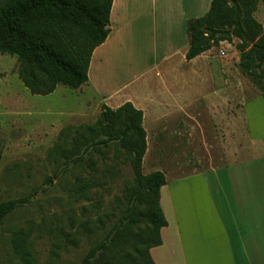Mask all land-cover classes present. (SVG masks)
<instances>
[{"label": "rangeland", "instance_id": "1", "mask_svg": "<svg viewBox=\"0 0 264 264\" xmlns=\"http://www.w3.org/2000/svg\"><path fill=\"white\" fill-rule=\"evenodd\" d=\"M153 10L149 4L146 16L127 30L131 41L127 40L121 53L116 52V63L121 64L124 79L139 77L150 68V61L163 53L162 33L160 28L156 30L160 19L154 17ZM255 17L264 27V3ZM238 43L240 40L234 39L218 50L232 78L234 105L239 95L242 100L259 96L255 103H264L262 90L239 66ZM18 65L16 56L0 53V201L20 198L31 201L5 220L1 232L2 264H21L11 248V237L18 231L30 232V249L36 264H81L90 249L103 241L126 213V193L133 184L134 172L127 157L121 151L116 153L115 147L103 154H93L81 167L62 172L63 160L51 155L59 134L68 126L95 124L105 105L86 86L72 89L60 85L52 94H33L19 77ZM233 112L236 113L235 108ZM214 116L204 109L198 115L200 125L175 133L169 144L173 152L169 161L157 159L156 153H165L166 147L159 145L162 132L154 131L149 139L150 153L143 159L144 173L164 171L172 181L194 168L209 170L224 166L225 148L221 134L214 129L217 125ZM223 118L221 114L219 119ZM83 183L90 186L81 192L79 187ZM162 199L163 207L170 213L169 188H163ZM144 231V226H139L127 233L134 236ZM133 250L121 246L117 253ZM131 257L126 258L127 264H145L142 257L137 260Z\"/></svg>", "mask_w": 264, "mask_h": 264}, {"label": "crops", "instance_id": "2", "mask_svg": "<svg viewBox=\"0 0 264 264\" xmlns=\"http://www.w3.org/2000/svg\"><path fill=\"white\" fill-rule=\"evenodd\" d=\"M212 2L114 0L110 34L94 51L84 85L112 109L131 102L142 110L146 156L150 135L159 130L163 134L159 145L166 147L165 153H156L160 160L172 159V137L200 125L202 110L215 115L214 129L221 134L226 164L209 170L194 168L172 181L166 177L163 188L170 190L171 212L163 207L162 188L168 225L161 230L162 244L151 249L156 264H264V103H255L259 96L242 100L236 95L234 105L232 78L218 55L229 42L190 61L186 58L191 43L187 23L205 16ZM149 4L160 19L156 30L162 33L163 53L150 61L145 73L127 80L120 74L116 52L131 41L127 30L146 16Z\"/></svg>", "mask_w": 264, "mask_h": 264}, {"label": "trees", "instance_id": "3", "mask_svg": "<svg viewBox=\"0 0 264 264\" xmlns=\"http://www.w3.org/2000/svg\"><path fill=\"white\" fill-rule=\"evenodd\" d=\"M113 1L0 0V53L18 58L19 77L33 94H52L60 85L79 89L89 81L94 51L110 34ZM262 3L264 0H213L205 16L187 23L191 43L186 58L190 61L221 42L239 39V66L262 90L264 98V27L255 17ZM143 123V111L131 102L117 109L105 105L95 124L64 128L51 152L56 160H63L62 172L67 173L85 165L93 154L115 147L116 153L121 151L127 157L134 172L133 184L126 193V213L81 264H127L128 256L156 264L151 249L162 244L161 230L168 225L161 205V190L167 182L162 171H143L148 149ZM92 165L96 166L95 162ZM89 186L83 183L79 191ZM30 201H0V264L5 220ZM139 226H144V234L127 233ZM29 237L26 231L11 237L12 253L21 264H36ZM121 246L134 250L119 254Z\"/></svg>", "mask_w": 264, "mask_h": 264}, {"label": "water", "instance_id": "4", "mask_svg": "<svg viewBox=\"0 0 264 264\" xmlns=\"http://www.w3.org/2000/svg\"><path fill=\"white\" fill-rule=\"evenodd\" d=\"M254 42V41H253Z\"/></svg>", "mask_w": 264, "mask_h": 264}]
</instances>
